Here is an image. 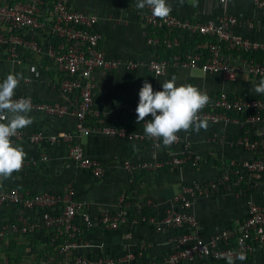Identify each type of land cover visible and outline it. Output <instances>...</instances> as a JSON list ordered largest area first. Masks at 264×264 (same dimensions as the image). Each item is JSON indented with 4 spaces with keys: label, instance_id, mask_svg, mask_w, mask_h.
Returning a JSON list of instances; mask_svg holds the SVG:
<instances>
[{
    "label": "built area",
    "instance_id": "obj_1",
    "mask_svg": "<svg viewBox=\"0 0 264 264\" xmlns=\"http://www.w3.org/2000/svg\"><path fill=\"white\" fill-rule=\"evenodd\" d=\"M214 1L220 4L222 11L215 18L205 20L184 18L170 12L162 21L152 17L149 9L137 13L151 54L146 65L155 76L175 68L218 74L230 82L264 79V59L256 60L250 56L264 51V45L240 33L243 27L252 28V21L229 13L227 6L231 0ZM246 1L255 12L264 13V0ZM97 20L95 15L71 9L65 0H0V54L14 64L22 63L18 54L47 57L58 73L54 85L61 98L58 102H42L15 92L13 99L30 98L32 111L49 120L67 113L75 119L73 130L68 132L45 134L38 130L26 134L19 130L12 138L13 144L25 139L36 148L44 143L63 145L74 166L101 178L102 164L85 155L80 143L82 138L97 134L146 143L149 158L137 156L121 161L129 184H133L142 172L161 169L180 172L189 168L202 173L208 166L213 173L207 177H193L182 185L160 218L145 214L144 207H138V217L133 223L152 226L165 236L168 250L158 259L144 262V254L149 248L145 241L129 245L118 255L108 252L103 244L94 246L96 252L93 255L77 254L78 250L93 247L83 238L85 234L95 229L115 232L128 222L130 216L129 206L121 195L112 210L102 211L94 217L90 204L78 198L70 183L59 193H28L16 187L2 189L0 184V206L10 205L20 211L16 219L0 221V243L6 244L15 235L43 232L50 250L39 255L35 264H228L227 256H232L234 263H242L255 253L264 252V204L258 203L252 195L256 183L264 181V101L246 94L235 95L225 89H199L210 98L199 114L207 125L248 124L257 128L256 137L248 136L243 130L232 137L213 132L207 139V142L224 145L229 151L253 155L244 160H216L199 155L192 151L190 142L180 133L176 143L170 148L164 147L161 141L145 137L143 128L147 121L138 123L141 129L132 130L108 123L93 106L92 74L97 70L118 68L131 71L143 63L106 58L101 47L102 36L96 30ZM183 37L187 39L185 43L195 39L200 41L189 49L179 50L184 43ZM42 38L45 39L43 43L40 42ZM3 80L0 76V82ZM31 81L29 77L20 79L22 84ZM138 101L127 103L121 111L136 118ZM47 159L44 153L38 154V159L25 158L22 170ZM221 195L242 199L246 215L231 227L202 239L197 234L199 222L194 213L195 203ZM240 253L246 255L244 261L236 259ZM1 264H10V261L5 258Z\"/></svg>",
    "mask_w": 264,
    "mask_h": 264
},
{
    "label": "crops",
    "instance_id": "obj_2",
    "mask_svg": "<svg viewBox=\"0 0 264 264\" xmlns=\"http://www.w3.org/2000/svg\"><path fill=\"white\" fill-rule=\"evenodd\" d=\"M136 2L137 0H65L66 5L71 9L98 18L96 30L102 36L101 47L106 58L143 63L131 71L118 68L111 71L97 70L92 74L93 106L100 111L103 120L121 125L128 130L139 129L136 118L126 116L121 111V107L139 100L138 92L144 81L151 83L154 91H159L162 90L161 84L173 76L177 78V85L190 84L198 89L204 87L214 91L225 89L235 95L246 94L264 101V95L251 91L259 80L241 79L238 82H230L218 74H204L200 71L175 68H169L163 75L155 76L146 65L151 54L145 43V31L137 14L141 10L135 7ZM167 2L171 5L172 13L184 18L205 20L215 18L222 11L220 4L214 0H183L182 4L180 0H167ZM227 10L241 19L251 20L253 27H243L240 33L264 45L263 12H255L246 0H231ZM183 39V44L188 45L189 43H185L187 39L185 37ZM44 41V38L40 40L42 43ZM255 55V59L258 60L264 55V51H261V56ZM18 58L22 63L14 64L0 54V76L5 79L11 72L32 79L29 84L20 82L15 92L37 101H60V94L54 85L58 73L51 61L43 55L18 54ZM29 115L33 123L22 129L26 134L38 130L45 134H55L68 132L74 128L75 119L69 113L55 120H49L47 116L32 110ZM256 129L255 126L248 124L241 126L231 124L227 127L216 124L208 125L206 131L190 130L187 133L180 132V135L190 142L192 151L199 155L216 160H230V158L244 160L253 155L239 150L229 151L224 145L207 142V139L213 132L232 137L243 130L248 136L256 137ZM80 143L86 156L101 162L103 167L101 178H95L87 170L74 166L67 158L65 146L44 143L40 148H36L24 139L15 142L14 145L23 148L26 158L38 159V154L44 153L48 159L44 162L37 161L35 164L27 165L22 171L14 172L11 179L3 181L2 189L16 187L28 193H59L66 184L70 183L75 187L78 198L90 204V212L94 217L99 216L102 211L112 210L117 197L123 195L125 203L129 206L128 222L115 232L95 229L85 234L83 238L93 247L103 244L108 252L116 255L125 251L129 245L145 241L149 244V248L144 254V262L158 259L168 250L165 236L156 232L152 226L133 223L138 217V207L143 206L145 214L160 218L182 185L193 177L210 176L213 170L207 166L202 173L189 168H183L180 172H171L167 169L142 172L135 177L133 184H129L128 177L121 167V161L137 156L149 158L146 143L116 140L97 134L82 138ZM252 195L258 203L264 204V181L256 183ZM148 202L152 205L147 206ZM19 213V209L13 206H0V221L14 220ZM194 213L199 222L197 234L202 239H207L214 232L231 227L236 220L244 218L246 208L242 199L221 195L198 200L194 206ZM47 242L43 232L30 236L15 235L6 244L0 243V264L5 258L13 264H35L39 255L50 250ZM93 247L78 250L76 253L93 255L96 252V248ZM234 264H264V252L255 253L248 261Z\"/></svg>",
    "mask_w": 264,
    "mask_h": 264
},
{
    "label": "clouds",
    "instance_id": "obj_3",
    "mask_svg": "<svg viewBox=\"0 0 264 264\" xmlns=\"http://www.w3.org/2000/svg\"><path fill=\"white\" fill-rule=\"evenodd\" d=\"M183 3V0H180ZM137 9H149L152 17L165 20L172 11L167 0H137ZM21 74L9 73L0 82V184L11 179L14 172L23 168L26 153L14 145L12 138L33 123L29 113L32 110L30 98L13 99L19 86ZM176 77L165 80L159 91H154L151 83L144 81L138 92L136 122L144 124L145 137L161 141L170 148L179 139L180 132L207 130V121L200 112L208 105L209 96L190 84L177 85ZM251 91L264 95V79H260ZM150 117V119H146ZM159 147V145H157ZM228 264H234L232 256L225 257ZM236 259L244 261L246 255L240 253Z\"/></svg>",
    "mask_w": 264,
    "mask_h": 264
},
{
    "label": "trees",
    "instance_id": "obj_4",
    "mask_svg": "<svg viewBox=\"0 0 264 264\" xmlns=\"http://www.w3.org/2000/svg\"><path fill=\"white\" fill-rule=\"evenodd\" d=\"M199 41H200V39H195V40L190 41L188 45L182 44L181 49H179V50L189 49V48H191L192 46H194ZM255 54H257V55L260 54V56H261V52H259V53H253L250 56L253 57V58H255L256 57ZM262 59H264V55L261 56V57H259L258 60H262ZM10 264H13V263H10Z\"/></svg>",
    "mask_w": 264,
    "mask_h": 264
}]
</instances>
